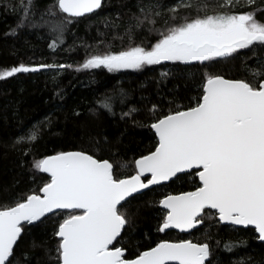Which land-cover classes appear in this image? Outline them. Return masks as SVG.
I'll use <instances>...</instances> for the list:
<instances>
[{"label":"trees","instance_id":"obj_1","mask_svg":"<svg viewBox=\"0 0 264 264\" xmlns=\"http://www.w3.org/2000/svg\"><path fill=\"white\" fill-rule=\"evenodd\" d=\"M176 1L104 0L93 15L73 18L55 7L57 0H32V15L23 19L21 0H0V72L21 64L40 68L0 80V206L32 192L39 194L50 179L34 168V162L59 152L83 151L112 163L117 178L129 177L136 173L135 161L154 151L158 143L150 124L178 105L183 110L195 106L205 74L254 82L249 69L264 62V51L259 49H241L235 58H217L203 65L162 61L140 70L83 67L95 55L116 54L132 46L150 49L167 31L165 20L171 14L162 7ZM193 1V8L180 9L178 19L169 20V25L182 23L185 16L195 18L196 5L202 8L201 16L253 11L245 2L220 7L224 0ZM256 6L264 9V0H256ZM156 11L162 15L156 16ZM146 13H150L147 19ZM256 18L264 21V11H257ZM22 20L23 26L18 27ZM57 25H63L62 30ZM105 103L110 111L103 107ZM29 129L39 138L16 145V138ZM179 177L128 200L131 223L116 246L134 258L162 241L189 237L209 244L207 264H264V243L253 229L222 225L208 209L202 226L189 235L157 231L166 213L159 207L162 199L199 186L195 172ZM62 217L61 212L26 226L13 264H26L25 254L28 264H56L49 257L56 256L54 233ZM33 242L40 246L34 247Z\"/></svg>","mask_w":264,"mask_h":264},{"label":"snow or ice","instance_id":"obj_2","mask_svg":"<svg viewBox=\"0 0 264 264\" xmlns=\"http://www.w3.org/2000/svg\"><path fill=\"white\" fill-rule=\"evenodd\" d=\"M232 5L233 0H226L220 7ZM245 5L253 11L202 16V8L196 5L195 18L185 16L182 23L169 25V20L178 19L181 8H193L191 0H180L168 9L167 31L160 33L162 38L150 49L132 46L116 54L95 55L83 67L140 70L162 61L203 65L217 58H235L241 49L264 51V21L256 18V12L264 9L256 6V0H245ZM101 6L102 0H57L55 5L68 17H82ZM31 7L32 0H21L23 19L32 15ZM155 15L162 13L156 11ZM22 26L23 20L18 23ZM258 64L249 69L254 82L205 74L195 106L183 110L178 105L177 110L150 124L158 143L154 151L135 161L136 174L129 178H117L112 163L83 151L59 152L35 161L34 168L47 173L50 180L39 189L42 195L32 192L14 204L0 206V264H13L14 250L27 225L42 223L56 210H67L54 233L59 238L56 256L49 257L56 264H205L210 256L206 242L162 241L134 258L116 246L131 223L128 198L151 185L180 179L179 173L193 169L199 186L160 202L167 211L157 231L195 228L208 209L214 210L221 223L252 226L257 238L264 241V62ZM39 70L21 64L0 72V80ZM103 107L111 110L106 103ZM38 138L29 129L14 143H34ZM146 174L151 176L147 182L142 180ZM33 246L40 245L33 242ZM25 261L28 264L27 254Z\"/></svg>","mask_w":264,"mask_h":264},{"label":"water","instance_id":"obj_3","mask_svg":"<svg viewBox=\"0 0 264 264\" xmlns=\"http://www.w3.org/2000/svg\"><path fill=\"white\" fill-rule=\"evenodd\" d=\"M103 2H104V0H102V5H103ZM102 7V6H101ZM100 10V8L99 9H97V10H95L94 12H92V13H86L84 16H82V17H73V18H83V17H86V16H90V15H93L94 13H96V12H98ZM64 14H66V13H64ZM67 15V14H66ZM225 78V77H224ZM152 129V128H151ZM152 131H153V133L155 134V131H154V129H152ZM155 136H156V134H155ZM156 139H157V141H158V137L156 136ZM95 158V157H94ZM140 159V158H139ZM138 160V159H137ZM136 167V166H135ZM136 171H137V169H136ZM197 170L196 169H193V170H191V172H196ZM191 172H188V173H191ZM42 173V172H41ZM113 173H114V166H113ZM42 174H44V175H46V176H48V174L47 173H42ZM136 174V173H135ZM135 174H133V175H135ZM183 174H187V173H179L178 174V176H180V175H183ZM132 176V175H131ZM49 177V176H48ZM130 177V176H129ZM129 177H125V178H129ZM50 178V177H49ZM125 178H121V179H125ZM151 178V176H150V174H146L144 177H142V180H144L145 182H147V180H149ZM197 178H198V176H197ZM176 179V177H173L172 179H170V180H167V181H162L160 184H156V185H151L149 188H147V189H143V190H141V192H139V193H134L133 194V196L132 197H134V196H137V195H140V194H142V193H144V192H146L147 190H150V189H152V188H155V187H158V186H163V185H168L169 183H171L173 180H175ZM198 180H199V178H198ZM196 190V189H195ZM194 190V191H195ZM39 194L40 195H42V193H40L39 192ZM179 194H181V193H178V194H171V195H179ZM132 197H129L128 198V200L129 199H131ZM167 197V196H166ZM166 197H164L162 200H164ZM123 203V202H122ZM159 207L163 210V211H167L166 209H164L163 207H162V205H161V203H160V205H159ZM64 211H67V210H56V213H59V212H64ZM211 211H214V210H211ZM56 213H49L48 214V216H46L45 218H43V220L44 219H46L47 217H49V216H52V215H54V214H56ZM197 219H200L199 217L197 218ZM39 223H41V222H36V224H39ZM221 223V222H220ZM36 224H33V225H36ZM202 224L203 223H200V224H198L197 225V227H195V228H192V229H190V230H188V231H185V232H181L179 229H167V230H165V232H161V234H166V233H169V232H175V233H180V234H182V235H189V234H191L192 232H194L195 230H197L198 228H200L201 226H202ZM222 225H225V226H229V227H234V228H241V229H247V228H250V229H253L254 230V228H252V226H249V227H247V228H245V227H243V226H239V225H236V226H233V225H230V224H226V223H221ZM27 226H32V225H27ZM255 231V230H254ZM24 233V232H23ZM23 233H22V235H23ZM256 233V232H255ZM123 234V233H122ZM256 235L258 236V233H256ZM58 238V237H57ZM59 239V238H58ZM189 240V239H188ZM182 241V240H181ZM192 241V240H191ZM258 241L259 242H261V243H264V241H260L259 239H258ZM168 242H180V241H168ZM193 242V241H192ZM193 243H195V242H193ZM155 247V246H154ZM148 250H150V249H148ZM147 251V250H146ZM209 260H210V256H209ZM209 260H207V261H205V264H207L208 262H209Z\"/></svg>","mask_w":264,"mask_h":264},{"label":"rangeland","instance_id":"obj_4","mask_svg":"<svg viewBox=\"0 0 264 264\" xmlns=\"http://www.w3.org/2000/svg\"><path fill=\"white\" fill-rule=\"evenodd\" d=\"M239 2H245V0H239ZM180 3V0H178V1H176V2H174V3H168V4H165L162 8H163V10L164 11H166V12H168V9L169 8H171V7H174V6H176V5H178ZM191 3L193 4V6L195 5V2L193 1V0H191ZM223 4H226V0H224L223 1ZM235 4H237L236 3V0H233V5H235ZM232 5V6H233ZM225 7H231V6H225ZM181 9H183V8H181ZM161 11V10H160ZM28 67H30V66H28ZM10 70V69H9ZM50 179V178H49ZM67 211H64V212H62L63 213V217L61 218V221L63 220V218H64V214L66 213ZM59 213H61V212H59ZM57 214V213H56ZM189 239V237H184V239H180V240H188Z\"/></svg>","mask_w":264,"mask_h":264}]
</instances>
